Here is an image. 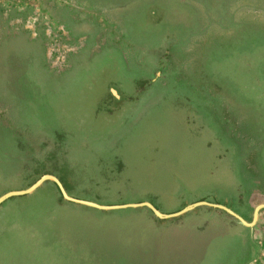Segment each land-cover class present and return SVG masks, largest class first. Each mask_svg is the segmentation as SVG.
Listing matches in <instances>:
<instances>
[{"label": "rangeland", "instance_id": "rangeland-1", "mask_svg": "<svg viewBox=\"0 0 264 264\" xmlns=\"http://www.w3.org/2000/svg\"><path fill=\"white\" fill-rule=\"evenodd\" d=\"M234 53L248 96L230 114ZM168 95L210 110L195 114L209 147L175 96L160 102ZM47 174L103 206L158 195L177 210L229 196L236 211L220 205L251 222L264 204V0H0V196ZM55 185L0 203V264H264V208L249 227L201 206L195 223L206 226L192 247L169 232L106 242L98 228L146 222L136 213L145 206L78 204ZM216 216L239 223L237 236L207 226Z\"/></svg>", "mask_w": 264, "mask_h": 264}, {"label": "crops", "instance_id": "crops-1", "mask_svg": "<svg viewBox=\"0 0 264 264\" xmlns=\"http://www.w3.org/2000/svg\"><path fill=\"white\" fill-rule=\"evenodd\" d=\"M239 55H240V53H234L232 55L230 54L228 57L229 59H227V61H226V62H229L230 68L228 69L229 70L228 78H226L225 82L229 85V87H232V88H230L232 95H226L227 99H225V96H223V103L229 102V106L226 107V109L224 111H226V110L228 112L230 111L229 112L230 114H232V112H234L235 110H238L241 108V105H238V108H235L234 110H232L231 109L232 106H231L230 102L231 101H234V102L238 101V103H239L241 101H245V97L248 96V95H246V86L248 84H247V80L244 79L245 73H243V72L241 73L242 69H244V67L242 65L245 63ZM242 92L244 94H242ZM174 96L175 95H168L165 98L163 96V97H161L160 102L167 103L165 101L173 100ZM257 96H258V98L261 97L259 94ZM171 105H172V107H175L176 109H178L182 113L183 117H185V115H188V116H191L190 118L196 119V122L199 125V127H198L199 132L195 131V129L194 130L192 129V133L195 134L196 136H198V138H202V140H201L202 144H204L206 147H209V144L206 143L207 139L208 140L211 139V137L210 138L208 137L209 136V129H208L209 126L205 123L204 124L202 123L204 120L203 117L200 119V118L196 117V115H195L198 110H201L202 112H205L208 114L210 113V110L205 108V104L199 103V102L197 103V102L191 100L190 98H181V97L178 98V97H176V99H174L171 102ZM230 118L231 117L229 115L228 119L230 120ZM207 122H208V119H207ZM226 123H229V125H230V122H227V120L224 121V124H226ZM201 126H202V130L200 129ZM181 129H183V128H181ZM196 132H197V134H196ZM199 135H201V137ZM212 194H214V193H212ZM213 196H215V195H213ZM220 197H222V198H220ZM220 197L219 198L217 197V200L220 204H223L227 207H230L236 211L235 207L233 205H231L229 202L230 201L229 196L227 197L229 200L228 202L223 201L224 200L223 198H225V197H223V196H220ZM221 199H223V200H221ZM141 202H143V201H141ZM141 202H139V203H141ZM146 202L152 204L160 214L170 215V214L176 213V212L184 209L185 207L191 206V205L196 204L198 202H204V201L202 199H200L199 201H190V203H187L184 208L177 209V210L174 209L176 207L172 208L171 206H169L168 208H165L163 206V201L158 200V195L154 196V202L153 203L149 202V201H146ZM123 204H127V203L123 202ZM201 206H205L208 208V205H206V204L205 205L200 204V205L194 206V207L188 209V212H187V214L189 213L192 215L183 214V215L179 216V218L181 219V217L184 216V219L181 221H175V222H172V221L171 222H168V221H161V222L157 221L156 222V221L151 219V215H152L151 210L147 207H142L139 210H137L136 213L141 212L140 217L143 219V221H146V222L133 223V224L132 223H117V222L116 223L115 222L104 223V225H102L98 229L107 231L105 233L106 242H114L115 240H118L119 236L130 235L129 233H127V231H138L137 234L143 235V236L145 234L147 235V233L149 232L152 237L157 236L158 233H161L164 237H166V236H168V234H165V232H169L170 237H177V235L179 233L181 240L183 237V239L186 242H188V241L190 242V244H191L190 247H192L193 243H194L193 240H195L196 243H198V245H199V239L197 241V239L194 238V237H198V235H199L198 229H203L206 226V224H203V223H201L199 225H197L195 223V219L203 216L202 214H203V211L205 209L202 208ZM116 209H119V208H116ZM238 212L243 214L242 216L245 217V219H246V214H244L245 210L243 208L239 209ZM158 218H160V217H158ZM210 223H212V224H209L207 226H210V225L213 226L214 228H216L217 231H219V233L224 232L225 234H227V236L236 237L237 233L234 230V227L241 222L235 224V223H231V221L229 222L223 216H216L215 218L212 219V221H210ZM98 225H100V224H98ZM223 229H225V231ZM208 231L209 230H206L202 234H206ZM167 241H171V240H167ZM225 244H226V241H225ZM173 251H174V254H176V253L182 254L183 249L182 248H180L179 250L174 249ZM188 258H190V259L193 258L192 252L188 254ZM186 262H187L186 264H193L194 263L192 260H186Z\"/></svg>", "mask_w": 264, "mask_h": 264}, {"label": "water", "instance_id": "water-1", "mask_svg": "<svg viewBox=\"0 0 264 264\" xmlns=\"http://www.w3.org/2000/svg\"><path fill=\"white\" fill-rule=\"evenodd\" d=\"M45 180H52L56 186L58 187L62 197L68 201L74 202V203H78V204H83V205H88V206H92V207H96V208H100V209H113V208H120V207H132V206H145L147 208H149L157 217L160 218H172V217H178L183 215L188 209L200 205V204H206L210 207H214V208H219L222 209L224 211H226L227 213H229L231 216H233L235 219H237L239 222L247 225V226H252L254 224V222L256 221L257 217H258V212L261 208H264V204H260L258 205L253 212V218L251 222H246L241 216H239L238 214L234 213L232 210H230L229 208L220 205V204H213V203H207V202H198L196 204H193L191 206L185 207L184 209L170 214V215H162L160 214L156 208L148 203V202H141V203H137V204H124V205H117V206H103V205H99L93 202H89V201H85V200H81V199H76L73 197H70L65 188L63 187L62 183L53 175H43L42 177H40L34 184H32L29 188L24 189V190H19V191H10L5 193L4 195L0 196V203L12 196H21V195H27L30 194L32 191H34L40 184H42Z\"/></svg>", "mask_w": 264, "mask_h": 264}, {"label": "flooded vegetation", "instance_id": "flooded-vegetation-1", "mask_svg": "<svg viewBox=\"0 0 264 264\" xmlns=\"http://www.w3.org/2000/svg\"><path fill=\"white\" fill-rule=\"evenodd\" d=\"M114 97H117L119 100H120V97H121V95H118V94H116V96H114ZM128 103V102H127ZM193 130H194V128H192ZM201 144H202V142H200ZM117 174V173H116ZM119 174V173H118ZM157 222V221H156ZM158 222H161V221H158Z\"/></svg>", "mask_w": 264, "mask_h": 264}, {"label": "trees", "instance_id": "trees-1", "mask_svg": "<svg viewBox=\"0 0 264 264\" xmlns=\"http://www.w3.org/2000/svg\"><path fill=\"white\" fill-rule=\"evenodd\" d=\"M56 189L58 190L57 186L55 185Z\"/></svg>", "mask_w": 264, "mask_h": 264}]
</instances>
